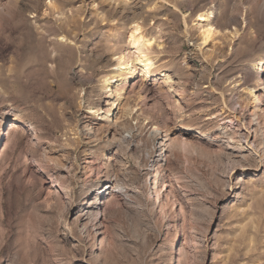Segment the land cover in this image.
<instances>
[{
  "label": "rangeland",
  "instance_id": "374dc122",
  "mask_svg": "<svg viewBox=\"0 0 264 264\" xmlns=\"http://www.w3.org/2000/svg\"><path fill=\"white\" fill-rule=\"evenodd\" d=\"M208 8L219 32L202 46ZM140 50L151 74L107 96L116 58ZM263 59L264 0H0V264H264ZM90 117L129 139L86 142ZM103 167L122 189L89 220Z\"/></svg>",
  "mask_w": 264,
  "mask_h": 264
},
{
  "label": "bare ground",
  "instance_id": "6f19581e",
  "mask_svg": "<svg viewBox=\"0 0 264 264\" xmlns=\"http://www.w3.org/2000/svg\"><path fill=\"white\" fill-rule=\"evenodd\" d=\"M214 15H215L214 10L211 8H208V9L201 10L194 17L193 24L197 25L199 27L198 39L201 41L202 46L213 41L215 39V37L218 35L219 31L216 28V26H214L213 21H212V18L214 17ZM132 29H133V32L130 35V41L136 47H138V49H139V45H141L142 43H145L146 46L150 45L149 41L144 40V37L138 36V34L141 30L139 23L134 21ZM147 51H143V50L138 51L135 55H133L134 57L132 56L133 57L132 59H130V57L127 56L126 54H121L116 58V62H115L116 74L114 75L116 80L115 81L112 80L111 77H109V76H104L102 79V84L106 88L107 96L122 94V91L124 90V88L130 83V80L134 76H136V74H139L141 72V74L145 77H147L151 74L153 67H154V64H155V61H154V58L149 54V51L148 52ZM252 66L254 67L255 74H259V78L257 79V85L259 86L261 84H264L263 76L260 75V74L264 73V59L262 61H260L258 64H255V63L252 64ZM113 87H115V88H113ZM262 88L263 87H261L260 89H262ZM248 91L254 97L255 101H259L260 96L257 95L256 88H250V89H248ZM101 112H102V107L100 106L99 109H95L93 114L97 116V115H100ZM104 112H105V114L109 113V112H111V109L105 108ZM14 115H16V113H14ZM90 118L91 119H89L88 122H86L83 125V130H84L83 135H84V140H86V142H89V143L95 142L96 143L97 141H100L102 143L109 144V143L119 142L120 140L124 141V140L129 139L126 136H124V137L121 136V134L118 132L117 126H113V125L109 124L108 122L102 123L98 118H92V117H90ZM29 123H30V121L28 122V124ZM131 132H132V130L129 131V133H131ZM10 133H11V129L6 134V136H8ZM150 135L153 138H159V136H160L159 127L155 126V128L151 131ZM165 138L167 139V136H165ZM163 139H162V142L163 143L166 142V140L165 139L163 140ZM169 144L171 146L174 145L173 143H171L170 139H167L166 145H169ZM238 150L240 151L241 147H238ZM263 150H264V148H263ZM125 151L129 152V147H127ZM157 151H158V154L149 156V158L151 157L152 163L148 167V170L151 173L156 169V165L159 164V162L163 159V157L166 153V151H163L162 147H160ZM86 158L87 159L85 161L84 169L90 171V174L89 175L87 174L88 176L86 175L87 180L89 178H91V180H93L92 178H94L95 176L97 177L99 169L97 166L94 165V159L96 158V154L93 151L92 147H90L87 150V157ZM96 160H97V158H96ZM119 163H121L119 166L123 167L122 161ZM60 166L63 169H65V171L68 174H69L70 169L72 168V164L67 165L66 163H61ZM103 170H104V176L107 177L108 183L110 186L107 187L106 189H99V190L97 189L96 192L94 191L95 193L93 195H90L87 198V200L85 201V203L82 207V212L85 215H87L88 219L91 216L92 217L90 219H94V218L98 219L99 207L101 205V200L104 198H107L114 190L119 189V191H120V189H122V187L117 184V177L114 174L113 170L110 169V167H105V168L103 167ZM155 171H158V170L156 169ZM82 175H85V173L83 172ZM157 178H158V175L155 173L150 176L149 182L151 184V187H153V185L156 184Z\"/></svg>",
  "mask_w": 264,
  "mask_h": 264
}]
</instances>
